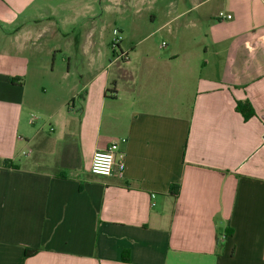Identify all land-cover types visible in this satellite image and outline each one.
I'll list each match as a JSON object with an SVG mask.
<instances>
[{"label":"crops","instance_id":"crops-1","mask_svg":"<svg viewBox=\"0 0 264 264\" xmlns=\"http://www.w3.org/2000/svg\"><path fill=\"white\" fill-rule=\"evenodd\" d=\"M0 264H264V0H0Z\"/></svg>","mask_w":264,"mask_h":264},{"label":"built area","instance_id":"built-area-1","mask_svg":"<svg viewBox=\"0 0 264 264\" xmlns=\"http://www.w3.org/2000/svg\"><path fill=\"white\" fill-rule=\"evenodd\" d=\"M219 20L226 21L231 20L232 15L226 14L225 12H220L218 15ZM114 41H113V47L119 48V43L121 40L120 32L118 29L114 30ZM166 43H163V46H165ZM126 55H120L118 56V59L125 58ZM26 156L27 154L24 153ZM115 169L118 170V173L122 175L124 171V164L122 161L116 160V154L114 153V147L107 149V150H98L94 153L91 163L90 172L93 175L96 176H102V177H110L114 174Z\"/></svg>","mask_w":264,"mask_h":264},{"label":"rangeland","instance_id":"rangeland-1","mask_svg":"<svg viewBox=\"0 0 264 264\" xmlns=\"http://www.w3.org/2000/svg\"><path fill=\"white\" fill-rule=\"evenodd\" d=\"M207 7V6H206ZM206 7L205 6H203L202 8H199L196 12H194V14H193V17L194 18H196V16H198L199 14H200V12H204V10H206ZM115 30V29H114ZM202 30V28H197V29H194L193 31H192V33L194 34V35H198L199 34V32ZM115 38V37H114ZM161 41V39H159V36H155V37H152L150 40H149V42H155V43H158V42H160ZM112 43H113V41L111 42V43H109V45H108V47H110V48H112V50L111 51H109V55H108V57H109V59H116L118 56H120L121 55V51L118 49V48H115V47H113V45H112ZM109 49V48H108ZM78 62L80 63V64H82L84 61L82 60V59H80V60H78ZM61 151H62V149L61 148H58L57 149V154H56V161H57V163L59 162L60 163V161H61ZM24 158H25V156H23L22 155V158H21V161H24ZM47 158V159H46ZM54 158V157H53ZM33 159V158H32ZM32 159H30V161H32ZM36 159H37V157H36ZM38 160V159H37ZM52 159H49V161H51ZM48 161V156H45L44 158H42V160L40 161V165L38 166V168L39 169H46V170H49V172H54V170H55V167H56V165L55 164H53V161H52V163L51 162H49Z\"/></svg>","mask_w":264,"mask_h":264},{"label":"trees","instance_id":"trees-1","mask_svg":"<svg viewBox=\"0 0 264 264\" xmlns=\"http://www.w3.org/2000/svg\"><path fill=\"white\" fill-rule=\"evenodd\" d=\"M113 44V43H112ZM116 83L114 82L113 85H115ZM111 93H115V91H110ZM237 111L240 112L244 118L246 120L250 119L251 117H253L255 115V111L253 110V108L251 107L250 103L245 101V102H238L237 103V107H236ZM10 164V163H8ZM16 167V166H14ZM72 173H75V171H70L69 169H66V170H57L55 172V175L59 176V177H63V178H66L68 177L70 174ZM177 189L174 191V195L175 196H178L179 195V186L176 187ZM37 251L33 250V251H28L26 253V256H32L36 253ZM130 260V256H129V251H126L124 254H123V261L124 262H129Z\"/></svg>","mask_w":264,"mask_h":264}]
</instances>
